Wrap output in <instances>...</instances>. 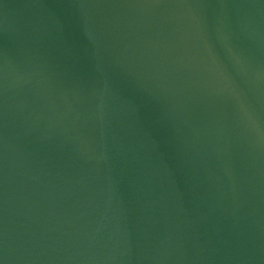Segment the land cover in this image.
<instances>
[{"label": "water", "instance_id": "water-1", "mask_svg": "<svg viewBox=\"0 0 264 264\" xmlns=\"http://www.w3.org/2000/svg\"><path fill=\"white\" fill-rule=\"evenodd\" d=\"M0 264H264V0H0Z\"/></svg>", "mask_w": 264, "mask_h": 264}]
</instances>
